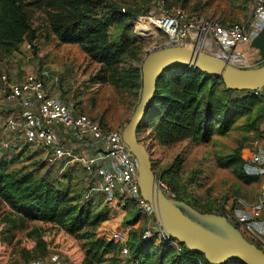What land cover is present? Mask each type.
Segmentation results:
<instances>
[{"label":"rangeland","instance_id":"1","mask_svg":"<svg viewBox=\"0 0 264 264\" xmlns=\"http://www.w3.org/2000/svg\"><path fill=\"white\" fill-rule=\"evenodd\" d=\"M16 1L23 5L30 31L14 51L0 45V76L19 81L27 74L34 73L44 79L53 96L74 102L80 112L101 121L109 129L122 130L139 100L141 87L116 88L107 81H99V75L107 74L109 68L91 61L79 45L58 41L50 23L52 14L59 10L62 0ZM92 1L95 3L92 14L100 17L121 7L135 14L154 0ZM164 2L170 9L180 8L186 13H198L231 23L247 17L252 0ZM133 19L126 22L133 25ZM123 35L122 26L109 28L110 42L117 43ZM127 36L133 37L134 29ZM164 41L166 37L158 32L137 36L120 57L117 68H140L143 57ZM239 49L251 53L250 64L252 57H259L258 51L248 45ZM201 52L207 53L205 50ZM216 89L219 95H224L220 87ZM237 94L239 92L231 93ZM7 104L0 95V157L8 162V175L16 178L28 173L33 177H45L56 187L67 188L78 205L85 203L83 192L89 182L80 167L75 163L68 164L64 171L69 172L63 174L60 165L47 162L44 150L26 143L17 132L8 133L5 118L16 114L20 106L12 104L15 109L6 113ZM254 112L255 130L244 118L236 121L224 133L219 132L218 126H213L210 137L202 140L199 135H163L160 133L161 127L156 128L153 122L145 120L138 126L137 138L150 152L153 172L165 185L166 192H174L197 209L222 212L224 215L223 205H249L257 199L261 190L258 178L247 174L243 168L251 154L254 139L264 137V101ZM6 139L10 145L8 148L3 147ZM240 171L255 179L245 182L238 175ZM132 210L130 206L126 209L109 206L102 199L94 197L89 206L91 215L98 211L106 215L87 224L79 232L70 233L61 224L12 210L0 196V264H26L31 257L42 253L57 256L65 264H87V243L95 239L110 240L116 245L114 250L103 256V261L93 263L106 264L113 255L116 258L119 245L128 242L133 234L138 236L145 227V219L141 217L130 222L135 218ZM127 255L128 252L124 254L125 259Z\"/></svg>","mask_w":264,"mask_h":264},{"label":"trees","instance_id":"2","mask_svg":"<svg viewBox=\"0 0 264 264\" xmlns=\"http://www.w3.org/2000/svg\"><path fill=\"white\" fill-rule=\"evenodd\" d=\"M94 5L92 0H62L59 10L51 16L52 33L60 43L79 45L91 61L109 68L107 74L99 75L97 78L99 81H107L116 88H140V68L119 70L117 64L128 45L137 38L135 34L133 37L127 36L134 27L126 22L127 19L134 18L132 23L134 24L135 18L145 13L151 4L135 14L126 12V9L123 12L118 8L100 17L92 14ZM220 22L227 23L224 20ZM113 25L123 27L124 35L117 43L108 39L109 28ZM29 31L30 26L23 5L16 0H0V45L14 51L26 35L28 36ZM217 87L221 88L224 95L217 93ZM235 92L239 94L231 95ZM263 101L264 94H255L251 90L227 89L217 76L190 66L176 65L165 69L159 75L154 97L142 122L145 120L153 122L156 128H162L160 133L163 135H199L202 140H207L213 132V126H218L219 132L224 133L236 121L244 118L255 130L257 125L254 111ZM100 123L106 127L101 121ZM1 140L2 138L0 143ZM3 147L8 148L10 145ZM80 169L86 175L81 167ZM7 170L8 162L0 157V196L12 210L42 221L61 224L70 233H77L87 224L101 220L106 215L103 211L91 215L89 211L94 197L105 201L101 192H94L91 196L85 197L86 188L83 192L86 201L78 205L67 188L56 187L45 177H33L27 173L13 178L8 175ZM68 172L64 169L62 171L63 174ZM238 175L245 182L255 179L243 171ZM170 195L183 200L174 192H170ZM186 203L195 208L189 202ZM131 209L135 218L130 222H134L139 215L134 208ZM143 230L144 228L138 236L133 234L128 242L119 245L116 249V258L113 255L106 264H214L206 261L201 253L189 250L183 245L178 252L168 239L157 241L155 237L143 238ZM87 245L85 259L87 264L103 261V256L116 247L113 241L102 239L90 240ZM123 246L128 252L126 259L122 253ZM43 256L46 254L42 253L29 260ZM234 262L238 261L230 259L223 264Z\"/></svg>","mask_w":264,"mask_h":264},{"label":"built area","instance_id":"3","mask_svg":"<svg viewBox=\"0 0 264 264\" xmlns=\"http://www.w3.org/2000/svg\"><path fill=\"white\" fill-rule=\"evenodd\" d=\"M121 11L124 12L125 8L121 7ZM141 24L145 29L138 27ZM133 25L136 37L158 32L166 37L161 46L171 44L205 50L235 65L244 66L250 64L251 55L239 47L250 46L264 27V0H252L247 17L232 23H221L198 13H186L180 8L170 9L164 0H154L145 13L135 18ZM256 59L252 57L251 62ZM0 82L2 98L20 106L16 114L5 118L8 133L17 132L27 143L44 150L47 162L60 165L61 171L68 164L79 165L89 182L85 197L101 192L109 206L134 208L139 217L145 219L143 238L168 239L180 251L182 245L163 232L148 201L141 196L137 183V160L123 141L121 129L104 127L80 112L74 102L53 96L44 79L34 73L19 81L2 75ZM253 91L264 94V85ZM3 144L7 146L8 140ZM243 168L247 174L258 178L260 193L249 205H223L224 215L246 240L264 252V137L254 139L251 154ZM159 184L166 189L160 180ZM126 252L123 246L122 253ZM26 264L65 263L57 256L46 255L31 259Z\"/></svg>","mask_w":264,"mask_h":264},{"label":"water","instance_id":"4","mask_svg":"<svg viewBox=\"0 0 264 264\" xmlns=\"http://www.w3.org/2000/svg\"><path fill=\"white\" fill-rule=\"evenodd\" d=\"M259 57L239 66L220 57L182 45H162L150 50L141 63V91L135 108L122 128V138L137 160V183L163 232L206 261L223 264L233 259L243 264H264V252L244 238L225 215L201 212L173 198L153 172L150 152L137 138V129L156 90L159 75L169 67L186 65L221 79L227 89L255 90L264 85V27L250 42Z\"/></svg>","mask_w":264,"mask_h":264},{"label":"crops","instance_id":"5","mask_svg":"<svg viewBox=\"0 0 264 264\" xmlns=\"http://www.w3.org/2000/svg\"><path fill=\"white\" fill-rule=\"evenodd\" d=\"M254 61H255V60H254ZM254 61H253V62H254ZM253 62H252V63H253ZM60 98H61V97H60ZM5 103H8V102L5 101ZM12 106H13L12 103H8V104H7L6 109H5V110H6V113H8L9 110L12 111V110L15 109V108H12Z\"/></svg>","mask_w":264,"mask_h":264},{"label":"bare ground","instance_id":"6","mask_svg":"<svg viewBox=\"0 0 264 264\" xmlns=\"http://www.w3.org/2000/svg\"><path fill=\"white\" fill-rule=\"evenodd\" d=\"M140 29H145V27L143 26V24L138 26ZM251 54V53H250Z\"/></svg>","mask_w":264,"mask_h":264}]
</instances>
